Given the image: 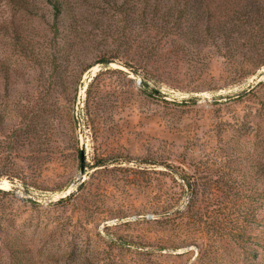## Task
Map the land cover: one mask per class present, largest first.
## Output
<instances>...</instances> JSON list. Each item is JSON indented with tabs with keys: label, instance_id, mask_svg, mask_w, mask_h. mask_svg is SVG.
Returning <instances> with one entry per match:
<instances>
[{
	"label": "rangeland",
	"instance_id": "obj_1",
	"mask_svg": "<svg viewBox=\"0 0 264 264\" xmlns=\"http://www.w3.org/2000/svg\"><path fill=\"white\" fill-rule=\"evenodd\" d=\"M29 1L0 0V264H264V63Z\"/></svg>",
	"mask_w": 264,
	"mask_h": 264
},
{
	"label": "trees",
	"instance_id": "obj_2",
	"mask_svg": "<svg viewBox=\"0 0 264 264\" xmlns=\"http://www.w3.org/2000/svg\"><path fill=\"white\" fill-rule=\"evenodd\" d=\"M20 8L33 15L45 16L42 9L29 0H11ZM133 5L126 10L132 12L131 23L135 34L142 30L155 33L148 39L155 42L156 33L160 39L165 34L175 32L177 35L187 38L192 45L196 43L206 53L216 54L227 62H232L236 57H243V62L248 64L264 63V0H195L193 12L180 11L172 16L170 21L161 12L164 0H132ZM49 13L52 16L49 29L57 35L59 26L64 19L73 21L71 27H76L77 8L86 4L87 0H45ZM125 8L120 7L119 12ZM193 17L194 24L184 27L188 17ZM160 21L157 23V21ZM157 30V32H156ZM152 42V43H154ZM111 61H101L108 65ZM258 65V66H259ZM236 72L244 73L246 66L235 67Z\"/></svg>",
	"mask_w": 264,
	"mask_h": 264
},
{
	"label": "water",
	"instance_id": "obj_3",
	"mask_svg": "<svg viewBox=\"0 0 264 264\" xmlns=\"http://www.w3.org/2000/svg\"><path fill=\"white\" fill-rule=\"evenodd\" d=\"M84 169H83V163L81 164V167H80V174H81V176L83 175V173H84V171H83Z\"/></svg>",
	"mask_w": 264,
	"mask_h": 264
},
{
	"label": "bare ground",
	"instance_id": "obj_4",
	"mask_svg": "<svg viewBox=\"0 0 264 264\" xmlns=\"http://www.w3.org/2000/svg\"><path fill=\"white\" fill-rule=\"evenodd\" d=\"M97 72V67L92 69V76Z\"/></svg>",
	"mask_w": 264,
	"mask_h": 264
}]
</instances>
